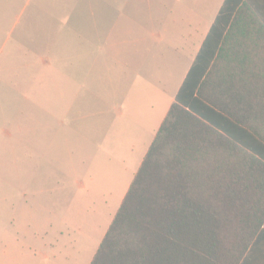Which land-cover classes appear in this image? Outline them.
I'll use <instances>...</instances> for the list:
<instances>
[{"label": "crops", "instance_id": "crops-1", "mask_svg": "<svg viewBox=\"0 0 264 264\" xmlns=\"http://www.w3.org/2000/svg\"><path fill=\"white\" fill-rule=\"evenodd\" d=\"M14 2L8 1L6 11L0 9V59L10 57L7 51L19 49L17 35L22 17L31 6L37 8L35 0ZM180 2L172 0L170 9H173L174 16L167 21L162 17L151 18L150 14L144 21L145 25L124 19L127 24L124 35L105 34L96 27V23L101 22V10L107 5L102 0L79 4L75 21L66 18L63 23L60 22L61 87L66 86L63 83L66 76L76 73L72 70L76 60L79 61L78 73L83 72L84 63L81 62L87 60V80L77 85V90L92 93L94 105L107 107L110 126L114 128L109 129V136L116 139L110 140V143L119 148L118 159L122 162L117 167L100 166L101 157L98 154L100 156L103 152L101 149L106 141L96 121L93 135L87 133L93 138L89 143L92 147L82 152L88 155L83 161L91 160L94 166L93 176L89 175L87 180L89 184L97 183L100 171L101 177L122 179V184L129 188L190 70L195 66L198 74L206 60L208 123L225 136L235 138L247 151L259 153L264 161V0H208L207 17H192L197 15L194 13L197 10L189 7V19L182 17ZM164 4L152 0L144 5L150 10H162ZM17 8L18 12L15 11ZM70 21L76 25L75 37L67 29ZM31 32H35V27ZM30 33H27L28 37ZM102 40L108 43L106 49L109 53L99 46L97 50L90 51L92 44ZM178 41L181 44H177ZM9 42L11 45L7 47ZM28 52L32 55L31 50ZM72 58L75 59L74 63ZM103 61H108V64ZM44 89L51 91L57 89V85L46 81ZM103 113L96 108L94 117ZM29 117L33 118L32 112ZM109 151L107 147L104 153L108 154ZM83 167H78V170H84ZM128 188L124 191L127 192ZM126 192L122 193V197H125ZM92 196L95 195H59L56 199L49 196L47 201L60 203L53 206L58 207L55 212H68L70 206H62L63 203L72 198ZM49 207L40 215L33 214L41 219L31 220V226L25 232L28 242L18 250L23 260L6 262L1 258L0 264L91 263L108 228L101 240L94 242V246L92 242L90 245L65 242L64 236L69 233L71 226L65 227L67 223L64 218L56 216L52 219ZM1 217L0 212V227L4 230ZM73 229L75 233L78 230ZM1 245L0 237V252ZM72 256H75L74 260L69 259Z\"/></svg>", "mask_w": 264, "mask_h": 264}, {"label": "rangeland", "instance_id": "rangeland-1", "mask_svg": "<svg viewBox=\"0 0 264 264\" xmlns=\"http://www.w3.org/2000/svg\"><path fill=\"white\" fill-rule=\"evenodd\" d=\"M8 1L12 0H0V9L6 11ZM35 1L37 8H28L19 25V49L7 51L10 57L0 59V212L5 226L4 230L0 227V259L4 258L6 262L23 260L18 250L28 242L25 232L31 226V220L41 219L38 215L47 206L52 211V219L56 216L64 218L67 223L65 227L71 226L69 233L64 236L65 242L89 245L92 242L94 246V242L101 240L122 202V193L128 188L122 184V179L101 177L100 171L95 185L87 182L94 166L91 160L83 161L88 155L82 152L92 147L89 143L93 138L89 135H93L96 121L106 141L101 149L103 152L100 156L98 154L101 157L100 166L117 167L122 163L118 159L119 148L110 143V140L116 139L109 136V129L114 128L110 126L107 107L94 105L92 93L77 90V85L87 80V60L81 62L84 63L83 72L78 73L79 61L74 63L75 59H71L74 63L72 70L76 73L66 76L63 81L66 86L61 87L60 22L63 23L66 18L75 21L79 4L89 0ZM102 1L107 5L101 10V22L96 23V27L105 34L124 35L127 27L124 19L144 24L149 14L151 18L162 17L166 21L174 16L173 9H170L172 0H158L165 3L162 10H150L144 5L152 0ZM180 3L183 18H190L189 7L197 10L194 12L197 15L192 17H207L208 0H181ZM15 11L18 12V8ZM74 21H70L67 29L75 37ZM27 33H30L29 37ZM104 41L92 44L90 51L97 50V46L107 50L108 43ZM177 44L181 43L178 41ZM10 45L11 42L7 47ZM28 50H31L32 55ZM103 63L107 65L108 61ZM46 81L56 84L57 89L45 90ZM96 108L104 111L103 115L94 117ZM31 112L32 119L29 117ZM107 147L110 149L108 154L104 153ZM82 165L85 172L78 170ZM90 194L95 196L72 198L63 203L62 206H70L68 212H55L58 207L53 206L60 203L47 201L49 196L56 199L59 195L86 197ZM72 227L78 229L76 233ZM74 257L69 259L74 260Z\"/></svg>", "mask_w": 264, "mask_h": 264}, {"label": "trees", "instance_id": "trees-1", "mask_svg": "<svg viewBox=\"0 0 264 264\" xmlns=\"http://www.w3.org/2000/svg\"><path fill=\"white\" fill-rule=\"evenodd\" d=\"M207 68L190 70L90 264H264V161L208 123Z\"/></svg>", "mask_w": 264, "mask_h": 264}]
</instances>
